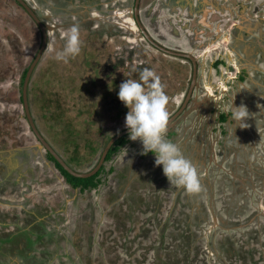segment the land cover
Instances as JSON below:
<instances>
[{"label":"rangeland","instance_id":"rangeland-1","mask_svg":"<svg viewBox=\"0 0 264 264\" xmlns=\"http://www.w3.org/2000/svg\"><path fill=\"white\" fill-rule=\"evenodd\" d=\"M32 1L48 18L54 15L55 20L68 23L53 37L32 75V114L55 150L78 170L87 171L109 137L125 128L128 109L117 96L119 84L125 79L139 80L148 61L141 55L109 68L114 50L123 41L131 44L119 28L100 32L95 26L99 22L90 27L77 25L80 53L67 62L56 60L55 53L64 47L63 34L72 21H79L71 12L83 8L84 19L89 16L85 2L60 0L61 8L53 12L52 0ZM216 3L226 6V0H143L142 8L151 23L162 24V34L177 39L178 48L202 56L203 88L198 98L212 95L221 102L226 97L224 108L229 112L245 101L244 92L242 99L236 86L241 70L234 50L236 30L244 22V8L250 10L247 18L251 20L264 16V0H228V13H217ZM132 5L133 0H99L89 10L98 21L127 27L133 24ZM258 7L261 10L254 11ZM210 9L214 13L209 18ZM29 15L14 1L0 0V247L14 249L5 260L0 258V264H23L24 251L14 245L20 236L8 235L25 226L24 238L33 234L43 242L29 238L35 251L28 264H264V174L260 179V168H256L264 169V125H260L264 112L255 115L248 110L252 138L246 139L245 146L234 147L226 138V150L217 149L218 158L203 159L205 167L200 161L194 164L196 156L189 147L183 150V137L176 143L204 179L199 193L189 194L170 184L162 166L154 165V153L140 154V144L131 147V156L107 165L114 171L103 176L99 188L80 192L49 162L46 151L37 149L39 141L21 101L22 74L41 46V33ZM146 49L159 58L149 60L146 68L159 77L167 97L172 94L180 100L189 84V64ZM218 55L223 62L219 67L212 63ZM175 103L168 99L167 112L174 110ZM217 125L221 128L224 123ZM193 130L194 122L185 129L186 134ZM77 157L79 162L72 160ZM237 176L245 177L247 183ZM29 221L39 224L41 231H51V237L31 232Z\"/></svg>","mask_w":264,"mask_h":264},{"label":"flooded vegetation","instance_id":"flooded-vegetation-1","mask_svg":"<svg viewBox=\"0 0 264 264\" xmlns=\"http://www.w3.org/2000/svg\"><path fill=\"white\" fill-rule=\"evenodd\" d=\"M12 1L15 2L17 7H21L26 12H28L26 7L19 0H12ZM24 1L35 11V13L40 17V19L44 22V24H46V26L50 27V29H48V33H49V43H48V45H49L51 43L53 37H55L56 34L58 35V30L60 28H62V27H65L68 23L64 22L63 20H58V21L55 20L54 19V15H50V18H48L47 16H45V14H42V12L39 9V7L37 5H35V3L32 0H24ZM40 1H43V0H40ZM97 1H99V0H84L85 4L83 5V7L86 9L87 15H89V16L85 17V19H84L83 14L81 13L83 11V8L81 9V12H71L73 14V16H75V17L78 16V20L79 21H77V19H76V20L72 21L73 23L72 22H70V23H72L73 26L83 25L85 27H90V26H93L94 23L99 22V24L95 25V26H97V29H99L100 32H103L104 30H106L108 28H110V29H108L106 31L110 32L111 28L113 29L114 27L120 29V32L123 34L122 37L124 39H126V41L129 42L131 45L127 46L126 43L123 41L124 45L118 46V49L116 48V50H114V52L110 55V57L108 59V62H107V66L109 68H111V67L113 68L115 65H120V64L121 65H126L129 62L128 60H137V58H140L141 55H143L144 58H146L147 61H148L146 64H143V67L146 68V66H150L151 62L149 60L156 61L159 58L156 55H151V53L146 49V47L148 49L152 48V49H154V51L160 52L161 54H166V55L172 56L174 58L183 59L186 62V65L189 64V66H190V77H188L189 78V84H188V87L186 88V90L184 91V93L182 94L181 99L178 100L176 98L177 96L176 95L173 96L172 94L168 96V99L174 100L176 102L175 103L176 106H175L174 110L168 112V121H167V124H166V131H165L164 135H165V138L167 140H170V141H172L174 143H177L179 140H181V139L185 138V136H187V134H186L187 132L185 131V129H187L189 123L191 124V123L194 122L195 129H197L198 127L202 128L204 130V134H207V135H209V133H207L208 130L211 129L212 135L213 134L214 135L211 136V139L210 138L208 139L207 136H206L207 139L204 140L205 141L204 148L206 147V150H207L206 157L208 156V160H211L213 158H218L219 156H217L216 153H218V155H219L220 152H217V149L220 148V149H222L224 151L223 144L219 143L220 138L224 137L222 129H223V127L224 128L226 127L227 119L230 117V112L226 111V109L224 108L225 107V103H227L226 97L223 99V101L221 100V102H222L221 103V102H218L217 100L214 99L215 96L211 95V98L209 99V101H206L207 103H209V106H211V108H212L211 111L207 112L206 111L207 108H206V110L202 111L201 110L202 107L199 108V105H197L198 106V111H197V108L195 107L196 103L194 102V99H195V96H196V92L194 91L192 93L190 99L188 97V93H189V90H190V87H191V83L193 82V62H192V60H190L188 58L172 55V54H169V53L163 51L162 49L157 47L148 38V35H149L152 38V40H154L155 42H157L158 44H160L162 46H165L166 48L185 52L184 49L178 48V43H177V39L176 38H172V36H165L164 34H162V32H163L162 24H159V23L156 24L155 21H153V23H151L149 19L145 18L146 15L144 17V11L145 10H143V8H142L143 0H140V2H139V5H138L139 12H138V14H136V12H135L136 11V1L137 0H133V5H132V20H133V24H131V26L128 25L127 27L117 26L116 24H108L107 22H102L100 20L98 21L96 15L90 14V10H91L92 6L97 4ZM60 3H61L60 0H52L51 1V10L53 12H55L56 9L61 8V5H59ZM228 4H230V3H228ZM222 6H221V4L216 3V7L221 8ZM259 10H260L259 7L254 9V11H256V12H258ZM217 12L218 13H222V10L219 9V10H217ZM75 13H76V15H75ZM210 13H214V9H210ZM29 14L30 13L28 12V15ZM29 16L31 17V19H32L33 23L35 24V26L37 27L38 31L41 33L40 37H41V42H42V32H41V29H40L39 25L34 20V18L31 16V14ZM156 22H158V21H156ZM125 33H127V35H129V36L125 35ZM147 33H148V35H147ZM140 41H144V42H140ZM117 43H119V41H117ZM189 52H191V51H189ZM193 54L197 58L199 77H200V75H201L200 74V71H201V65H200L201 61L200 60H203V59H202V56L196 55L195 53H193ZM217 58L218 59H222V56L218 55ZM217 58L215 60V57H214V60L212 61V63L213 62L217 63L218 62ZM222 63L223 62L221 60H219L218 65L216 64L217 67H219L220 64H222ZM186 70L189 71V69H187V68H186ZM240 74H241V70H240V73L238 75V78H239ZM179 83L181 84V82H179ZM200 84H201V88H203L201 79H200ZM202 98L203 97L198 98V99L202 100ZM177 100H178V102H177ZM167 109H168V105H167ZM210 113H211V115L208 116V114H210ZM25 114H26V112H25ZM194 115L196 116V120L195 121H194L195 118L192 119ZM222 122L224 123V126L220 128V126L217 125V124H221ZM125 130H127V129L126 128L120 129L119 131H117V133H114L113 135H111L109 137L108 141L106 142V144H105L100 156L91 164L90 168L87 171H81V170L80 171L81 172L92 171L98 165V163L100 162V159H101V157L103 155V152H104L105 147H106L107 143L109 142V140L111 138H113L114 136L120 134L121 132L125 131ZM123 138L125 140L124 142L121 141ZM38 141H39V143L36 144L37 149L45 150L49 162L53 163L54 167L57 168L56 163L53 161V159H49V154H51V153L48 152L45 147L40 146L41 142H40L39 139H38ZM119 141H121V142H119ZM139 144L141 145V143L138 140L137 141L129 140L128 139V133L123 135V136H121L120 138H118L114 142L113 146L110 148V150H111L113 147H116V149L113 151L111 159L107 161V156H108V154L110 152V150H109V152H108L107 156L105 157V160H104L101 168L98 170V172L96 174H94V175H97L102 170L101 174L99 175V177L102 179L101 183L95 188L86 189L84 191H81L80 188H74V189L79 190L80 192H86L88 190H90L89 192L95 191L97 188H99L104 183L103 176L105 174H107L111 169H112L111 172L114 171L113 168L109 169L107 167V165L110 162H112L115 159H117L118 157L121 158V157H123L126 154H130V156H131L134 153L132 151V148L134 146L139 145ZM127 149H128V151H127ZM189 150L190 151L193 150V146L189 147ZM200 179H201V177H200ZM68 202L69 201L67 200L64 203H68ZM189 219L190 218H188L187 222L191 221V220L189 221ZM28 224L32 226L31 232H35V233L41 234V235L44 234L45 238L48 235H49L48 237H51V235H52V233H50L51 231H47L45 229H42V231H41L39 229V224H38V226H33L31 221H29ZM24 228L27 229L26 226L23 227V228L20 227L18 230L14 231L12 235H8V237H12L15 234H18L20 236V238L17 237L14 245L16 247V250L18 249V250H20V252H21V250L24 251V254H22V256H21L22 257V263L24 264V262H25V264H28L27 260H29V257L33 258L32 254L34 255V251H35L34 246H32V244L29 242V238H32V242L33 241H37V242L42 243V244H43V242L38 241L37 238L35 236H33V234H30L31 236H29L28 238H24V235H26V234L22 233ZM48 233H50V234H48ZM37 234H36V236H37ZM1 237L2 236H0V242H1ZM34 237L36 238V240L34 239ZM45 238L43 240H45ZM24 247H26V248L23 250ZM10 250H14V249L13 248H9V247H5V246L0 247V253H2V255L0 254V258L5 260L7 258V256L9 257L8 251H10Z\"/></svg>","mask_w":264,"mask_h":264},{"label":"clouds","instance_id":"clouds-1","mask_svg":"<svg viewBox=\"0 0 264 264\" xmlns=\"http://www.w3.org/2000/svg\"><path fill=\"white\" fill-rule=\"evenodd\" d=\"M63 35L64 47L55 53L54 58L67 62L68 58L80 53L82 41L77 26H72ZM118 87L117 96L128 109L124 122L128 139L141 143V155L154 153V165L162 166L170 184L189 194L199 193L201 180L196 166L184 156L176 143L165 138L168 97L159 77L153 70L144 68L139 72V80L125 79ZM248 118L249 111L245 105L233 106L231 119L235 127L243 128Z\"/></svg>","mask_w":264,"mask_h":264},{"label":"crops","instance_id":"crops-1","mask_svg":"<svg viewBox=\"0 0 264 264\" xmlns=\"http://www.w3.org/2000/svg\"><path fill=\"white\" fill-rule=\"evenodd\" d=\"M242 1V0H241ZM247 1V0H244ZM226 0V6H222L221 8L216 7L217 10L221 9L227 10L229 9L230 4L227 3ZM247 8V9H246ZM244 8L246 10V15H243V24H240L236 30V38H235V52L237 53L239 57L240 67H241V74L239 78L236 80V86H239V89L241 90L240 97L244 99L245 101L241 103L239 102V105H247V108L251 112H255L257 115L258 112H264L262 109V103H264V16L260 20H251L253 18H247L250 17V10L248 7ZM261 10V9H260ZM229 11L227 10V13ZM218 13V12H217ZM264 13V12H263ZM213 16V13L208 12V17L210 18ZM224 57V56H223ZM217 58V57H215ZM217 61L219 59L217 58ZM240 98V99H241ZM204 105L201 110H206L207 112L211 111V106H209V103ZM252 104V106H250ZM235 106V105H234ZM233 108V106H232ZM232 108L229 110L230 117L227 119L226 127L222 129V132L224 134L223 141V148L226 150V138H229V143L234 147L235 144H240L245 146L246 141L252 138L253 130L250 127L248 123V119L246 120V124H243V128L240 126L235 127V123L231 119L232 116ZM208 114V116H210ZM262 127L264 125V118L262 123L260 124ZM264 130V129H263ZM209 135L204 134V130L202 128H197L196 130H193L192 133L187 134L185 138L182 140V148L185 151L188 147L193 146V150L190 151V154L192 156H196L194 159V164H196L197 161H200V165L203 167L206 166L207 162L203 163V159L206 158L207 150L204 149V144L207 137L211 139V129L208 130ZM214 135V134H213ZM195 138V141L192 142ZM247 139V140H246ZM248 140V141H249ZM190 143V144H189ZM234 144V145H233ZM197 150V151H196ZM224 150V151H225ZM204 151L206 154H204ZM226 153V152H225ZM208 158V156H207ZM256 168L259 172H257L260 175V179H262L261 175L264 174V169L259 166ZM258 175V176H259ZM236 177V175H234ZM234 177V178H235ZM239 180H242V182L245 184L247 183L245 181V177L242 178V176H237ZM201 183L205 184L204 179L201 178ZM210 184V182H209ZM236 185V183H234ZM209 186V185H208ZM217 219V218H216ZM218 222V220H216Z\"/></svg>","mask_w":264,"mask_h":264},{"label":"water","instance_id":"water-1","mask_svg":"<svg viewBox=\"0 0 264 264\" xmlns=\"http://www.w3.org/2000/svg\"><path fill=\"white\" fill-rule=\"evenodd\" d=\"M28 10V12L31 14V16L34 18V20L37 22V24L39 25L41 32H42V42H41V46L36 54L35 59L33 60L32 64L30 65V67L28 68V71L26 73L25 79H24V83H23V88H22V95H23V103H24V108H25V112H26V116L27 119L29 121V124L33 130V132L35 133L36 137L40 140L41 144L40 146H43L46 148V150L48 152H50L52 154V156L63 166V168L65 170H67L70 174H72L75 177H80V178H89L91 176H93L94 174H96L98 172V170L101 168L105 157L107 156L110 148L113 146L114 142L120 138L121 136L125 135L128 133V130H125L123 132H121L120 134L114 136L113 138H111L109 140V142L107 143L105 150L103 152V155L100 159V162L98 163V165L89 172H81V171H77L74 168H72L66 161L65 159L55 150V148L50 144V142L45 138V136L42 134V132L40 131L36 120L32 114V110H31V106H30V101H29V86H30V81L32 79V75L34 73V70L36 69L41 56L43 54V52L45 51V49L48 47V43H49V33H48V29H50V27L46 26V24H44V22L40 19V17L35 13V11L24 1V0H19ZM139 2L140 0L136 1V14H138L139 12ZM148 35V33H147ZM148 38L160 49H162L163 51L172 54V55H176V56H180V57H185L188 58L190 60H192L193 62V82L191 83V87L188 93V97L189 99L191 98L192 93L195 91L196 92V96L194 99V102L196 103L195 107L197 108L198 111V106L203 107L204 105H207L206 101H209V99L211 97L209 96H205L204 98H202V100H199V90L201 88V84H200V77H199V70H198V63H197V58L196 56L192 53V52H183V51H177V50H172L169 48H166L165 46H162L160 44H158L157 42H155L154 40H152V38L148 35ZM221 60V59H219ZM207 107V106H206ZM203 109V108H202ZM218 220V219H216Z\"/></svg>","mask_w":264,"mask_h":264},{"label":"trees","instance_id":"trees-1","mask_svg":"<svg viewBox=\"0 0 264 264\" xmlns=\"http://www.w3.org/2000/svg\"><path fill=\"white\" fill-rule=\"evenodd\" d=\"M218 63H219V61L216 63L217 65H218ZM29 68V67H28ZM28 68H26L25 69V71L23 72V74H22V77H21V86H22V88H23V83H24V79H25V76H26V73H27V71H28ZM31 81H32V79H31ZM31 81H30V84H31ZM29 90H30V86H29ZM21 101L23 102V95H22V90H21ZM29 101H30V97H29ZM24 104V103H23ZM27 118V117H26ZM28 120V119H27ZM30 128H31V126H30ZM31 131L33 132V130H32V128H31ZM41 131V130H40ZM42 132V131H41ZM34 133V132H33ZM35 134V133H34ZM122 142H124L125 140H124V138L121 140ZM121 141H119V142H121ZM90 147L92 148V151L94 152L95 151V147L93 146V145H91L90 144ZM116 149V147H113L111 150H110V152H109V154H108V156H107V161L108 160H110L111 159V157H112V154H113V151ZM100 156V155H99ZM79 157H77V158H73L72 160L73 161H78L79 159H78ZM49 159H53V161L56 163V166H57V168L60 170V172H61V174L65 177V179H66V182L70 185V186H72L73 188H80V190L81 191H84V190H86V189H90V188H95V187H97L100 183H101V181H102V179L99 177V175L101 174V172H102V170H101V172H99V174H97V175H94V176H92V177H90V178H80V177H75V176H73L72 174H70L67 170H65L64 168H63V166L51 155V154H49ZM66 160V162L70 165V166H72L75 170H77V171H80V170H78L77 168H76V166H75V164H73L72 163V161L71 160H67V159H65ZM79 162V161H78Z\"/></svg>","mask_w":264,"mask_h":264},{"label":"built area","instance_id":"built-area-1","mask_svg":"<svg viewBox=\"0 0 264 264\" xmlns=\"http://www.w3.org/2000/svg\"><path fill=\"white\" fill-rule=\"evenodd\" d=\"M208 89H209V88L207 87V91H208ZM208 93H210V91H208ZM210 94H211V93H210Z\"/></svg>","mask_w":264,"mask_h":264}]
</instances>
